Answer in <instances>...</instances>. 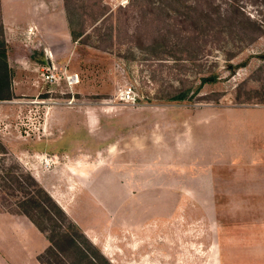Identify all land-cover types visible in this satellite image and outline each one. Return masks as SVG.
Returning a JSON list of instances; mask_svg holds the SVG:
<instances>
[{
    "label": "rangeland",
    "instance_id": "rangeland-1",
    "mask_svg": "<svg viewBox=\"0 0 264 264\" xmlns=\"http://www.w3.org/2000/svg\"><path fill=\"white\" fill-rule=\"evenodd\" d=\"M66 5L82 36L52 64L9 54L7 44L12 98L0 100V165L7 158L29 171L113 264H172L176 209L247 216L249 208L264 219V0ZM45 70L56 74L51 82ZM71 73L79 75L73 85ZM191 118L207 119L211 152ZM201 168L221 172L207 193L260 198L178 199L175 192L193 191ZM254 171L258 180L248 182L243 176ZM3 205L0 198V211H9ZM240 232L239 261L264 264L263 234Z\"/></svg>",
    "mask_w": 264,
    "mask_h": 264
},
{
    "label": "crops",
    "instance_id": "crops-1",
    "mask_svg": "<svg viewBox=\"0 0 264 264\" xmlns=\"http://www.w3.org/2000/svg\"><path fill=\"white\" fill-rule=\"evenodd\" d=\"M0 10L9 54L11 48L17 54L30 53L32 63L41 65L52 64L56 56H63L69 52L73 38L66 0H0ZM191 119L202 123L200 132L203 133V137H201L200 145L202 144L201 146L208 148L207 151H209L207 135L204 134L206 131L204 123L208 122L207 119ZM195 141L196 139H190V142ZM231 146L233 150L229 152L233 155L242 150L238 148L237 142H232ZM219 150H216L217 154H220ZM219 157L223 156L220 154ZM201 170L202 168L199 173L194 172L195 177L198 178L193 182L196 184L192 188L193 191L185 188L184 192H175L178 199L201 204L210 200L254 201L260 198L255 197L261 195L260 192L259 194L234 192L230 197L218 196V193H207L214 183V174L219 169L217 171L215 168L211 171ZM196 173L200 176H196ZM261 174H264V170H261ZM258 176L259 172L254 171L251 177H243L247 178L248 182H256ZM235 178L236 185L239 186L242 179ZM247 211L246 216V209L206 207L174 210L171 239L177 251L172 252V264H243L235 253L240 243L238 241H246L245 232L239 233V231L246 230L250 234L249 239L253 238V240L261 234L264 237V219L258 218L260 212L255 213L256 210L250 211L249 208ZM247 226L252 230L255 229V233H251V229ZM39 237H45L46 241L40 238L42 242L40 246H37ZM49 245L46 234L26 215L0 211V264H42L39 261V255ZM181 249L188 250V257L180 254Z\"/></svg>",
    "mask_w": 264,
    "mask_h": 264
},
{
    "label": "trees",
    "instance_id": "trees-1",
    "mask_svg": "<svg viewBox=\"0 0 264 264\" xmlns=\"http://www.w3.org/2000/svg\"><path fill=\"white\" fill-rule=\"evenodd\" d=\"M69 17L72 38L77 40L82 32L74 29ZM12 76L0 10V100L12 98ZM6 160L2 158L0 165L2 204L10 212L26 215L46 234L50 245L39 255L42 264H113L29 171Z\"/></svg>",
    "mask_w": 264,
    "mask_h": 264
},
{
    "label": "built area",
    "instance_id": "built-area-1",
    "mask_svg": "<svg viewBox=\"0 0 264 264\" xmlns=\"http://www.w3.org/2000/svg\"><path fill=\"white\" fill-rule=\"evenodd\" d=\"M54 77H56V74L52 71L45 70V72H43L44 80H49L51 82ZM67 80L70 82L71 85H73L74 83L79 82V75L77 73L68 74ZM72 102L73 100L69 101V103H72Z\"/></svg>",
    "mask_w": 264,
    "mask_h": 264
}]
</instances>
